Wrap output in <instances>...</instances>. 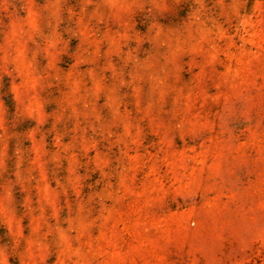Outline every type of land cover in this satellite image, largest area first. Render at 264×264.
<instances>
[{
  "label": "clouds",
  "instance_id": "obj_1",
  "mask_svg": "<svg viewBox=\"0 0 264 264\" xmlns=\"http://www.w3.org/2000/svg\"><path fill=\"white\" fill-rule=\"evenodd\" d=\"M0 264H264V0H0Z\"/></svg>",
  "mask_w": 264,
  "mask_h": 264
}]
</instances>
